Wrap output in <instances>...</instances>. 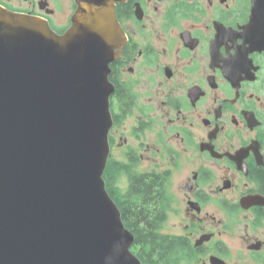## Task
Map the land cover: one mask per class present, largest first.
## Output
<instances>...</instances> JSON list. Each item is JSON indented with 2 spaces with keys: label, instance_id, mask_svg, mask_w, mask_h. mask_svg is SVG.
<instances>
[{
  "label": "flooded vegetation",
  "instance_id": "1",
  "mask_svg": "<svg viewBox=\"0 0 264 264\" xmlns=\"http://www.w3.org/2000/svg\"><path fill=\"white\" fill-rule=\"evenodd\" d=\"M111 1L105 188L123 206L134 180L149 187L171 264H264V0ZM0 9L62 36L77 6Z\"/></svg>",
  "mask_w": 264,
  "mask_h": 264
},
{
  "label": "water",
  "instance_id": "2",
  "mask_svg": "<svg viewBox=\"0 0 264 264\" xmlns=\"http://www.w3.org/2000/svg\"><path fill=\"white\" fill-rule=\"evenodd\" d=\"M62 36L0 9V264H142L103 179L111 0H75Z\"/></svg>",
  "mask_w": 264,
  "mask_h": 264
},
{
  "label": "trees",
  "instance_id": "3",
  "mask_svg": "<svg viewBox=\"0 0 264 264\" xmlns=\"http://www.w3.org/2000/svg\"><path fill=\"white\" fill-rule=\"evenodd\" d=\"M107 181V170L103 175ZM132 191L125 204L119 205L117 198L111 196V199L117 205L124 226L133 234L134 245L131 248L132 253L142 262V264H171L173 253L168 252L171 245L168 242H156L153 234V225L151 222L152 212L149 210L150 193L149 187L142 184L139 180L132 182ZM131 191V192H132Z\"/></svg>",
  "mask_w": 264,
  "mask_h": 264
},
{
  "label": "rangeland",
  "instance_id": "4",
  "mask_svg": "<svg viewBox=\"0 0 264 264\" xmlns=\"http://www.w3.org/2000/svg\"><path fill=\"white\" fill-rule=\"evenodd\" d=\"M181 264H185V263H181Z\"/></svg>",
  "mask_w": 264,
  "mask_h": 264
}]
</instances>
